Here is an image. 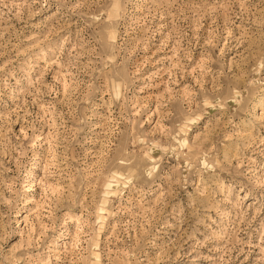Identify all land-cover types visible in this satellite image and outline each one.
<instances>
[{"label":"rangeland","instance_id":"1","mask_svg":"<svg viewBox=\"0 0 264 264\" xmlns=\"http://www.w3.org/2000/svg\"><path fill=\"white\" fill-rule=\"evenodd\" d=\"M0 264H264V0H0Z\"/></svg>","mask_w":264,"mask_h":264}]
</instances>
